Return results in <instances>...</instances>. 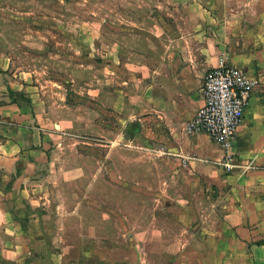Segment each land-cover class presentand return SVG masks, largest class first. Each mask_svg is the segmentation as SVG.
Wrapping results in <instances>:
<instances>
[{"label": "crops", "instance_id": "crops-1", "mask_svg": "<svg viewBox=\"0 0 264 264\" xmlns=\"http://www.w3.org/2000/svg\"><path fill=\"white\" fill-rule=\"evenodd\" d=\"M112 12V103L98 93L112 127L39 90L0 50V262L63 264L57 243L76 240L98 264H137V242L175 240L165 264H196L200 231L215 241L213 264L236 257L225 245L235 234L264 264V0H113ZM221 57L259 81L237 132L239 179L207 135L185 129ZM94 147L103 154L82 151ZM215 200L208 226L202 204Z\"/></svg>", "mask_w": 264, "mask_h": 264}, {"label": "rangeland", "instance_id": "rangeland-1", "mask_svg": "<svg viewBox=\"0 0 264 264\" xmlns=\"http://www.w3.org/2000/svg\"><path fill=\"white\" fill-rule=\"evenodd\" d=\"M112 10L113 0H0V50L9 54L13 60L11 67H19L21 71L33 74L34 83L39 90L44 88V91L56 96L69 109L83 112L92 119L109 122L112 127L119 123V118H115L98 101L99 91L103 101L112 103L113 100L115 34L112 25L115 20ZM98 41H102V45L105 42V47L99 48ZM1 79L7 81L4 75ZM1 83L6 85L2 81ZM82 151L100 156L104 148L94 147ZM239 161L238 159L237 164L241 165ZM245 171H235L234 174L224 172L227 176L234 175L239 179L246 175ZM226 193L211 190L209 196L212 198L214 195L216 198L223 194L225 197ZM182 194L186 196L188 192ZM215 202L213 207H210L208 201L204 202L205 205L202 204L200 219H206L208 226V220L216 218V210L219 211L216 206L218 200ZM208 206V210L205 209ZM167 228L170 233L171 228ZM190 230L198 232V227L195 224ZM199 235L202 241L199 246L203 250L196 257L192 254L193 251L189 253V261L196 259V264H213V236L200 231ZM234 238L233 242L230 239L225 245L233 247L232 251L237 255L229 257L226 263L250 264L246 242L238 234ZM70 241L72 242L67 241L73 245L70 248L64 247V243H57L58 247L66 249L63 264H98L96 257L80 254L76 240ZM44 242L46 241H41L38 245H43ZM137 244L141 246L137 249V264H165L160 253L166 251V247L170 253L176 252L178 248L175 240H143ZM218 244L222 251L225 248L224 241H218ZM87 247L90 251L97 249L92 244H87ZM226 258V255L218 256L219 260ZM27 264L52 263L35 260L28 261Z\"/></svg>", "mask_w": 264, "mask_h": 264}, {"label": "built area", "instance_id": "built-area-1", "mask_svg": "<svg viewBox=\"0 0 264 264\" xmlns=\"http://www.w3.org/2000/svg\"><path fill=\"white\" fill-rule=\"evenodd\" d=\"M258 86V79L230 65L226 57L219 58L218 65L203 78L202 106L186 123L187 132L204 133L222 150L218 165L226 173L241 168L237 164V132L249 99Z\"/></svg>", "mask_w": 264, "mask_h": 264}]
</instances>
